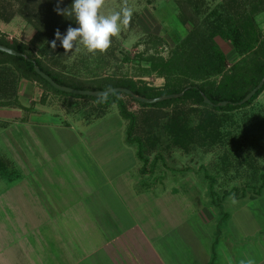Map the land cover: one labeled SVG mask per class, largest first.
<instances>
[{"label": "rangeland", "instance_id": "rangeland-1", "mask_svg": "<svg viewBox=\"0 0 264 264\" xmlns=\"http://www.w3.org/2000/svg\"><path fill=\"white\" fill-rule=\"evenodd\" d=\"M221 1L203 0L207 12L215 8ZM28 2L24 6V9H28L26 12L40 13L41 15L40 33H36V30L22 16L15 15L7 25L0 21V28L10 32L9 38L7 37L6 40L11 42L14 37L18 41L23 40L21 42L27 45L28 52L44 60L47 68L54 74L70 80V82L76 80L89 82L96 77L113 75L115 78L127 76L137 83H147L152 86L163 85L164 78L152 72L145 60L149 58V55L166 57L173 44L191 28L190 24H182L179 21L177 0H104V4L98 10L100 15H109L114 11H120L123 7H128L133 10L129 24L122 26L121 31L110 38V46L103 53H88L81 45H77L70 52L65 53L59 42L57 47L52 49L47 40L55 27L66 18L54 11L57 0H28ZM70 4L71 0H62L59 6L65 8ZM9 5H13L14 8L20 6L18 0H0V11L5 6L8 8ZM246 14L254 18L259 30L264 33V10L259 12L247 5ZM0 36L6 35L0 30ZM215 39L225 55V69L227 70L231 63L240 56L228 41L219 37ZM46 45L51 50L49 53L43 51ZM214 78L218 80L220 77L218 75L211 77V79ZM43 89L48 94L58 95V97L49 99V102L55 99L54 104H51L54 110L60 109L59 105L62 109L72 107L70 109L73 110L77 108V104L84 113L89 111L86 114V118H89L90 111L95 107L94 101L78 98L79 102H82L78 105V103L75 104L77 97L57 93L46 87ZM12 96L11 94L5 98H12ZM124 99L127 100L126 97ZM13 105L18 107L17 103ZM33 106L36 110L40 108L35 104ZM127 107L131 113L140 116L133 136H135L136 142L140 140L142 152L146 156V161L140 160L138 165L140 174L136 184L139 189H154V186L166 188L170 184L177 183L183 187V190L190 191L191 195H189L193 198L194 203L199 200L208 202V205L215 207L218 214L228 207L230 209L233 206H244L242 204H246V206L259 205L260 209L264 207V193L258 197L257 202H248L250 198L258 194V191L264 190V187L261 186L264 175V89L246 106L224 111L212 110L208 112L209 116L207 117H205L206 114L202 111L204 108L201 105L198 106V109H201L199 112L187 111V108L191 107L189 100H180L157 107L160 114H157L156 119H153L155 114H149L148 118L143 120L142 118L146 114L142 115L138 104L133 101H128ZM110 109L118 111L115 105ZM55 114L57 117L63 116L60 111ZM176 115L179 116L178 119L184 126L182 130L184 133H181L182 138L178 141L179 144L173 141L172 136L174 135L169 136L166 130L160 129V124H155V120L159 121V118V122L164 123ZM69 116L68 118L72 119V115ZM125 121L128 125L127 120ZM202 122L205 126H202ZM110 125L113 127L106 135L107 138L100 142L107 154L112 153L113 150L118 151L116 146L120 145L118 130L113 123ZM148 125H155V128L148 129ZM72 127L74 129V126ZM194 127L193 133H187L186 129ZM8 129L11 133L7 131L6 134L0 136V158L5 160L9 158V162L12 163L8 164V169L13 171L7 174L6 168H2L3 172L0 173V264H23L24 247L31 248L30 252L33 251V253L39 248L42 249L38 242V237L41 238L42 234L36 238L37 241L30 244V237L24 230L26 219L28 220L31 214L34 216L40 214L36 211L38 205H35V202L43 201L47 204H54L53 201H59V205L64 208L75 198V200L80 198L82 200L85 189L93 191L94 188L85 182L84 173L88 174L86 167L77 163L78 158L75 156H71V154L69 156L70 151L68 150L63 153L65 157L61 161L53 159L50 162L40 163V152L35 149L34 154L38 157L40 165L34 174V176L37 174V182H32L33 180L30 178L29 182L25 181L26 148H30L28 147L26 129L24 126L15 125ZM44 130L36 131L32 128L34 134L38 133L39 136L43 135L41 133ZM49 132L46 130V137H44L48 142L54 138V140H58L59 146L68 147L67 143L72 141V133L68 130H58L55 135L59 139L51 137ZM93 135L95 134L93 133ZM52 146L53 150L59 148V146ZM130 146L132 147L127 150L123 149L126 155L122 156V165L108 164L103 166L102 170L110 175L127 171L122 182L128 180L130 175L136 173L135 166H133V151L137 153L136 143L130 144ZM141 169H144V172ZM89 173L92 175L90 170ZM159 175L160 177H158ZM118 184L119 181L116 180L114 188L111 190L105 187L103 190H98L97 194L96 191L89 192L91 198L85 199L84 202L88 206L98 202L104 205H116L117 188L115 187ZM122 192L127 194L128 191L123 188ZM62 194H69L73 197H58ZM97 200L98 202H96ZM123 204L125 203L123 202ZM240 213V221L241 219L244 221L243 218H248L245 208ZM263 215L264 211L260 212L259 218H262ZM92 216L96 215L92 213ZM81 221L83 220L79 219V222ZM213 223L215 222L211 223L212 226ZM230 224H233V221ZM22 232L25 233L21 235ZM40 232V229L33 230L34 234ZM14 239L17 240L14 241ZM67 239L69 238L64 237V241ZM47 245L50 252L57 249L54 255L57 254V257L61 258L58 247L60 249L63 247L58 242L51 241ZM65 246L68 245L65 244Z\"/></svg>", "mask_w": 264, "mask_h": 264}, {"label": "crops", "instance_id": "crops-1", "mask_svg": "<svg viewBox=\"0 0 264 264\" xmlns=\"http://www.w3.org/2000/svg\"><path fill=\"white\" fill-rule=\"evenodd\" d=\"M9 22L2 23L7 25ZM0 30L6 35L5 38H9L10 32ZM56 96L58 97L57 94L44 92L36 81L19 79L14 96L18 100V107L0 103V136L9 132L8 128L12 125L25 127L30 147L26 148L25 181L29 182L30 178L32 182H37V174H34L40 165L34 154L35 149L40 152V163L53 159L61 161L65 157L63 153L68 150L69 156H75L78 158L77 163L86 167L88 174L84 173L85 182L94 189H85L82 200L75 198L66 203L64 208L59 205V201H53L54 204L35 202L38 205L36 211L40 214H31L25 221L24 230L30 237V244L42 234L41 238L38 237L42 249L33 253L30 252L31 248L24 247L23 264H264V215L263 220L259 218L264 207L260 209L259 205L242 204L244 206L228 207L218 214L208 202L199 200L194 203L190 191L183 190L177 183L166 188L154 186V189L141 190L136 184L140 172L139 160L134 151L133 166L136 173L122 182L127 171L110 175L102 167L114 163L122 165V156L126 155L123 149L132 147L125 139L126 121L118 111L110 109L112 106L100 116H95L96 112L92 110L89 118H86L89 111L84 108L85 113L81 111V107L76 104L82 103L78 98L75 102L77 108L62 109L58 104L61 110H54L51 104H54L55 99L51 102L49 99ZM7 100L8 98L0 97V102ZM33 104L40 108L36 110ZM59 111L63 114L61 118L55 114ZM69 115H72V119L68 118ZM111 123L118 130L120 145L116 146L118 151L113 150L114 154L113 151L107 154L100 142L107 138L106 135L113 127ZM32 128L36 131L45 130L39 136L38 133L34 134ZM63 129L72 133V141L67 143L68 147L59 146L58 140L54 138L49 142L45 140L46 130L50 131L51 137L57 138L56 132ZM52 145L59 148L53 150ZM116 180L119 181L115 187L116 205H104L98 200L95 205H86L85 199L91 198L89 192L96 191L97 194L98 190L105 187L111 190ZM123 188L128 191L127 194L122 192ZM263 193L264 190H261L248 202H257ZM59 196L73 197L69 194ZM244 208L248 218L240 221V212ZM92 213L96 216H92ZM79 219L83 221L79 222ZM232 221L233 224H230ZM212 222H215L213 226ZM34 229H40L41 232L34 234ZM64 237L69 239L64 241ZM51 241L58 242L63 247H58L61 258L54 255L57 249L54 252L48 250L47 243Z\"/></svg>", "mask_w": 264, "mask_h": 264}, {"label": "trees", "instance_id": "trees-1", "mask_svg": "<svg viewBox=\"0 0 264 264\" xmlns=\"http://www.w3.org/2000/svg\"><path fill=\"white\" fill-rule=\"evenodd\" d=\"M18 1L20 6L17 8H14L13 5L2 8L0 21L9 22L15 15L22 16L36 30V33H40V13L31 14L26 12L28 9H24V6L29 3L28 0ZM176 4L179 21L182 24H190L191 28L180 40L173 44L166 57L149 55V58L145 60L152 72L164 78L163 85L152 86L147 83H137L127 76L115 78L113 75L96 77L89 82L82 80L70 82V80L60 78L50 71L44 60L28 52L25 43L17 39H12L9 42L5 36H0V44L13 48L22 54L21 56H13L0 51V97L5 98L11 94L13 95L12 98L0 103H17L14 98L16 83L19 79L24 78L36 81L43 88H50L57 93L94 101L95 116H100L108 107L115 105L118 108L119 115L128 123L126 142L129 144L136 143V156L142 162L146 161V156L142 152L140 140L136 142V138L133 136L140 116L128 110V101L137 103L139 109H141L140 113L142 115L146 114L142 118L143 120L147 119L149 114H155L153 119H156L157 114H160V110L156 109L157 107L180 100L190 101L191 107L187 108L189 112H199L201 109L199 110L198 106H203L202 111L206 114L205 117L209 116L208 112L212 110L224 111L250 104L264 89V82L248 101L242 104H238V102L255 88L264 76V33L259 30L254 18L246 14V6L250 5L252 9H257L260 12L264 10V0H222L208 12L203 0H177ZM69 25L74 26V21L65 18L55 27L47 40L50 41L54 38L56 29L64 33ZM216 37L228 41L240 56L231 63L230 68L227 70L225 69V55L217 45ZM43 51L49 53L51 50L46 45ZM35 66L48 74L56 83L81 90H106L114 87H125L134 94L146 98L180 92H182V95L152 104L139 102L123 92H112L101 97L76 95L54 89L35 72ZM217 75L220 77L218 80L217 78L211 79L212 76L216 77ZM204 97L212 104L205 103ZM223 101L227 102L226 105H218ZM178 117L177 115L172 116L170 121L164 123L159 122V118V121L158 119L155 120V124H160V129L162 131L166 130L169 136L174 135L172 136L173 141L179 144L178 141L182 138L181 133H184L182 131L184 126H182L183 124L180 123ZM154 126H149L148 129ZM202 126H205L204 122H202ZM194 129L195 127L186 129V131L187 133H193ZM8 164H10L8 159L0 158V173L3 172L2 168H6L7 174L13 172L8 169ZM141 171L144 172V169H141ZM261 186L264 187V175L262 176Z\"/></svg>", "mask_w": 264, "mask_h": 264}, {"label": "clouds", "instance_id": "clouds-1", "mask_svg": "<svg viewBox=\"0 0 264 264\" xmlns=\"http://www.w3.org/2000/svg\"><path fill=\"white\" fill-rule=\"evenodd\" d=\"M62 0H57L54 11L63 17L72 19L75 27L69 25L64 33L59 29L54 32V38L48 41L50 48L57 47V41L64 52H70L75 46L81 45L88 53H103L111 43V37L116 36L122 26H127L133 10L123 7L109 15H100L99 9L104 0H71L68 7L61 8Z\"/></svg>", "mask_w": 264, "mask_h": 264}, {"label": "water", "instance_id": "water-1", "mask_svg": "<svg viewBox=\"0 0 264 264\" xmlns=\"http://www.w3.org/2000/svg\"><path fill=\"white\" fill-rule=\"evenodd\" d=\"M0 51H3L5 53L13 55V56H21L22 55L20 52L16 51L15 49L10 48L8 46H5L3 44H0ZM34 70L42 79L47 81L54 89L62 91V92H66V93L76 94V95L101 97V96H104V95H106L108 93H112V92H123V93L128 94L133 99H135L139 102L147 103V104H152V103L160 102V101L171 99V98H177V97L182 95V92H180V93H174V94H165V95H161V96L154 97V98H146V97L134 94L130 89L125 88V87H114V88H109L106 90H81V89H76V88H72V87H68V86L60 85V84L56 83L48 74H46L44 71L40 70V68L38 66H35ZM263 82H264V76L260 80V82L257 84V86L255 88H253L251 91H249L238 102V104H242V103H245L246 101H248L255 94V92L258 90V88H260L262 86ZM204 102L208 103V104H212L205 97H204ZM226 103H227L226 101H223V102H220L218 105L224 106V105H226Z\"/></svg>", "mask_w": 264, "mask_h": 264}]
</instances>
